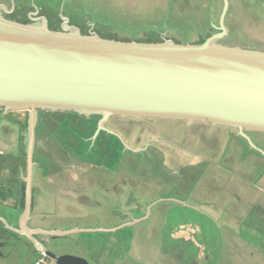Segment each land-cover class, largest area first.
Segmentation results:
<instances>
[{
    "label": "water",
    "instance_id": "water-1",
    "mask_svg": "<svg viewBox=\"0 0 264 264\" xmlns=\"http://www.w3.org/2000/svg\"><path fill=\"white\" fill-rule=\"evenodd\" d=\"M227 7L223 0L218 32L200 43L110 39L72 25L49 28L45 17L18 22L0 11V108L28 111L22 228L31 211L38 111L100 115L93 138L110 116L231 127L250 144L245 132L264 133V51L218 42ZM92 230L101 229L79 231ZM34 243L55 264H91Z\"/></svg>",
    "mask_w": 264,
    "mask_h": 264
},
{
    "label": "rangeland",
    "instance_id": "rangeland-1",
    "mask_svg": "<svg viewBox=\"0 0 264 264\" xmlns=\"http://www.w3.org/2000/svg\"><path fill=\"white\" fill-rule=\"evenodd\" d=\"M48 1L52 2L54 11H59L65 0H61V3L60 0ZM59 6L60 8H58ZM67 6L68 5L65 3L64 13H66L65 10ZM72 8L75 14L86 18L85 22L79 21L75 23L81 27L80 31L83 34L95 32L104 38L127 41L160 42L163 40H172L177 43H200L208 37L211 32V34L218 32L216 31V27L220 21L216 0H79ZM224 22L226 24V20H224ZM87 24L91 27L89 28ZM56 27L57 26H54L53 28L56 29ZM243 29L240 28L237 33L227 35L225 38L227 44L264 51V39L258 30L256 29V31L249 33L246 31L243 32ZM234 36L236 39H233ZM66 116H68V114ZM63 117L65 118L64 122L59 124L56 122L55 124V126L58 124L60 130H54L56 133L54 137L56 140L61 141L70 152H78L81 155L95 153L102 160L101 165L105 166L107 169L116 166L114 164L116 157L108 155L100 156L99 154L110 155L113 153L120 154L124 151L129 152V150L126 149L128 145L125 144L123 138L120 136L121 132L111 124H108V127L110 129L114 128L116 132L118 131L120 133L118 134V132H115L118 139L105 138V147L98 150L92 145L94 143V138L88 141H82V136H84L85 133L81 134V131L74 126L76 123L73 121H76V119H68L63 115H55L54 119L60 121ZM27 119V110H9L7 114L5 111H0V150L2 149L8 152L7 156H4V158L11 159V163L15 164L17 168L11 178H16L15 176L19 174L20 169L24 170V145L27 135L25 124H27ZM123 121L124 125L126 124L129 127L134 126V128H136L135 130H137V134L139 133L141 135L139 144L135 145L136 143H131L132 146L129 147L130 150L135 152H139L143 145V147H146L148 141L152 142L156 139H167L169 137L174 138V140L170 138V141L175 143V147L180 146L179 144L182 143L179 142L180 140L190 147L186 151L187 148L185 146H180V151L176 153L182 159L186 158V156H184L186 154L189 159L200 162L199 156L205 154L201 156L205 158V156L207 157V153L210 152L209 148L200 140V137L194 134V130L185 127V123L182 124L175 120L155 118L125 119ZM77 125L80 124L77 123ZM223 129L230 130L231 128L223 126ZM203 130L204 129L201 127L197 129V131L200 132ZM214 130L216 131L214 127H211L209 133H215L213 132ZM220 132L223 134L225 131L222 130ZM260 135H262V140H264V133L258 132L256 135L247 132V136L252 140L251 144L249 143L247 145L244 143L241 136L237 137L240 145H243L244 149L238 152L241 159L237 156L234 157L236 166L239 167V163L241 162L243 163V166H241L242 168L251 166L252 163L246 162L245 160L247 155L252 153L260 158V162L261 159L264 160V145H261L257 139ZM220 138L224 140L225 137L221 135ZM224 143L225 141L223 144ZM120 144L122 146H120ZM225 146L227 147L226 144ZM183 148L186 149L184 150ZM222 150L224 151V148H222ZM190 152L197 156L190 155ZM198 153H200L199 156ZM213 157L215 156L213 155ZM80 159L86 162L87 158L78 156V160ZM181 162L175 165L176 170L183 168L181 167L183 162ZM213 162L214 161H210V163L214 165L217 163V160ZM260 162H253V167L249 171V174H252V180L258 181L259 178L262 179L264 176V163ZM199 166H201L200 171L202 172L212 167V165L204 161V159L201 165L199 163ZM225 171L226 170H223L220 174L222 173L228 176L231 170ZM2 174L8 177L6 176V171H3ZM177 179L179 182L184 180L183 177ZM237 180L240 181V178L238 177ZM259 182L258 184L260 187L257 186V184L256 189L261 192L263 191V182ZM158 187L160 188L156 189H159L158 191L162 195H166L172 191V188L164 189V187ZM15 201H17L16 196L11 197V200H7V202L0 200V206L14 209L13 203H15ZM206 206L208 205L203 206L202 209L197 207V211L189 210L191 214L186 217L181 214V210L159 209L160 207L157 206L150 210L151 217H147L134 226L129 225L121 228L122 224L118 225L116 226L119 227V229L117 228L118 231L112 232L111 234L95 232L83 235L70 233L65 236H57L52 240H60L62 245H65L66 242L67 244L64 247L65 250L72 249L71 252L75 253L71 245L75 239L80 238L84 241H90V238L93 236L94 238L91 239V247H93V249L91 250L95 252L101 250L100 252H103V256L99 261L106 262L107 264H253V262H256L255 258L247 257V250L255 248L254 243L259 246L260 249L263 248L264 237L262 238L257 233H254V231L245 224L241 225L240 223H235L226 213V205L217 210L212 207L207 208ZM37 207L39 211L42 210L43 212L49 213V216L54 218L53 220L63 222H54L53 225L56 227L64 226L63 224H66L67 221L70 220L65 218V210L56 209L48 204L41 206L37 205ZM99 211L101 210H96L95 212L97 214L93 215L91 219H86V221H94L96 217H99L96 219L109 223L108 212L104 210L101 211L102 213L100 212L98 214ZM201 211L210 213L212 217H205V215L198 213ZM89 212L91 213L93 210ZM147 213L148 206L145 216H147ZM217 217H223L225 224L221 225V222H217L219 220H216ZM112 221L114 222V220ZM184 222L187 223L185 227L188 228L189 233H194L196 235L200 233V237H209L212 239L210 240L211 245H207L208 249L203 250L199 248L201 245L207 244L206 241H201L199 236H197L198 239L196 241L187 243L178 241L176 243L171 242L172 244H170V242H168L169 240L162 241L161 234L163 235L164 230L167 231L169 227L177 229V224ZM231 228L235 233L230 231ZM60 243L52 241L47 242L46 240L45 245L53 252H58L62 248L60 247ZM4 244L1 251L4 258L7 260V264H26L28 258L26 257L27 252L25 248L19 246L13 238H11L10 241H6ZM176 244H179L177 247H180V249L183 248V252H179L181 255L176 252L179 256L173 260L169 256V247L173 245L174 250H176ZM196 244H198V246ZM86 256L90 259L89 261H92L90 257L92 254L89 253ZM49 259V257H46L45 261L48 262Z\"/></svg>",
    "mask_w": 264,
    "mask_h": 264
},
{
    "label": "crops",
    "instance_id": "crops-1",
    "mask_svg": "<svg viewBox=\"0 0 264 264\" xmlns=\"http://www.w3.org/2000/svg\"><path fill=\"white\" fill-rule=\"evenodd\" d=\"M65 1L63 2L64 4L62 3L63 6H61L59 11H54L52 2H49L48 0H0V9L7 12L10 19L13 18L20 20L21 22L30 19L29 17L32 16V14L35 15L37 13H43L46 18H49L54 23H57L58 20H70L75 24L86 19L73 12L72 7L77 4L75 0ZM65 3L68 5L65 10L66 13H64ZM216 6L218 7V9H216L220 16L223 7L222 0H216ZM58 8H60V6ZM224 20H226V24L224 22L226 29L225 35L235 34L240 28H244L243 32L246 31L249 33L256 31L257 29L264 39V0H229ZM219 26L218 23L216 31H218ZM233 39H236V37L234 36ZM54 136L55 133H52V136H47L45 138L42 136L41 141L44 144H48L49 142L52 143L53 139H55ZM224 141L225 143L223 144ZM53 143L55 144L54 141ZM210 143L214 146L216 145L215 157L209 154L212 151L209 149L210 152H208L207 157H201L205 154L198 155L200 157V162L189 159L186 154L184 155L186 158L182 159L176 153L177 151H180V149H175V152H173V158L170 162L172 169H169L170 172L168 173V176H171L175 183L172 187L174 192L169 193L170 200H173L175 204H173L172 207L169 206L164 208L158 206L160 207L159 209L166 208L167 210H181V214L186 217L191 214L189 213V210L197 211V207L202 209L203 206L208 205L206 206L207 208L212 207L217 210L226 205V213L235 223H240L241 225L245 224L254 231V233H257L263 238L264 176L262 179L259 178L258 181H255L251 179L252 174H249V171L253 167V162H260V158L257 157V161H254V155L253 157L247 155L245 161L252 163L251 166L242 168L241 166H243V163L241 162L238 167L235 165L234 157L237 156L241 159L238 152H241L244 147L243 145H240L237 138L231 137L229 140H227V138L222 140V138L217 137ZM222 148H224V151ZM64 150L66 151V148H64ZM64 150L62 151L64 152ZM190 155L192 154L190 153ZM203 159L212 165L211 168L203 170L204 172L200 171L201 166H199V163L201 165ZM216 160V164L213 165L210 163V161L215 162ZM181 161L183 162V165H181L183 170L177 171L175 165H178ZM101 162L102 160L94 161V163H99L100 165L96 164L93 166L90 164H85L83 166L78 165L76 166L78 167V171H76V167H74L75 169H63L60 171L51 169L42 171L39 169L34 172L32 175L31 211L23 228L21 227L20 220L23 212V208L20 206V189L17 192V201L13 203L14 209L0 206V242H2L0 247L1 264H7V260L4 258L1 248H3L5 245L4 243L10 241L11 238H13L19 246L25 248L27 252L26 257L28 258L26 264H34L40 257V250H38L34 241L37 242L39 246L40 244H44L46 248V240L47 242H61L57 239L52 240L56 237L48 236L47 234L42 233L43 231L54 232L59 234V236L67 235L62 234V232L68 231H72L71 234L77 233L83 235L95 232L111 234L112 232L118 231L119 227H116L118 225L122 224L121 228L129 225L134 226L145 220L147 217H151L150 210L157 206L154 205L153 207L148 208L147 216H145L146 208L144 206H132L131 202L125 199L126 197L122 198L123 193L120 188H112L111 171L114 170L115 167L107 169L105 166L101 165ZM158 162H160V167L159 164L155 165L156 167L166 168V166L162 164L161 158L158 159ZM260 163H264V160L261 159ZM223 170H226L225 172H227V170L231 171L230 174L226 176L222 173L220 174ZM24 174V172L19 173L21 179ZM181 177H183L184 180L179 182L177 178L181 179ZM238 177L240 178V181L237 180ZM260 179L263 182V191L261 192L256 189L257 186L260 187L258 184ZM261 181L259 183H261ZM7 200H11V198H8ZM7 200L3 202H7ZM44 204L51 205L56 209L65 210V214H63L65 218L70 220H68L66 224H63L64 226L56 227L53 225L54 222H63L53 220L54 218H51L47 212H43L42 210L39 211L37 205L41 206ZM90 210H93V212L90 213ZM96 210H105L108 212L109 223L96 219L99 217H96L94 221H86V219H91L93 215L97 214L95 212ZM101 211H99L98 214ZM201 212L198 213L205 215V217H212L208 212ZM112 220H114V222ZM216 220H218L217 222H221V225L225 224L223 217H217ZM177 225V229L169 227L167 231L164 230L163 235L161 234L162 241L169 240L168 242L172 244L171 242L176 243L178 241H183L187 243L198 239L197 236H199L200 233L199 235L189 233L188 228L185 227L187 223H178ZM94 228L101 230L79 231ZM114 228L118 229H115L114 231L110 230ZM230 231H232V233L234 232L232 228ZM25 233L33 234V236L30 238L26 236ZM93 238L94 237L92 236L90 241H84L80 238L75 239V242L73 241L71 244L75 253L71 252L72 249L65 250L64 247L67 244L66 242L65 245L60 243V247L62 248L56 252V254L70 253L84 257L89 261L90 259L86 255L90 253L92 254V256H90L92 261L89 262L92 264H107L106 262L99 261L103 256V252H100L101 250H99V252L91 250L93 249V247H91V239ZM199 239L207 242V244H205L206 246L201 245L199 248L203 250L208 249L207 245H211L210 240L212 239L209 237H200ZM177 245L179 244H176V250H174L173 245L169 247V256L173 260L179 256L176 252H183V248L180 249ZM196 245L198 246V244ZM254 247L255 248L253 249L247 250V257L255 258L256 262H253V264H264V247L260 249L255 243ZM43 264L55 263L52 259H49L48 262L44 260Z\"/></svg>",
    "mask_w": 264,
    "mask_h": 264
},
{
    "label": "flooded vegetation",
    "instance_id": "flooded-vegetation-1",
    "mask_svg": "<svg viewBox=\"0 0 264 264\" xmlns=\"http://www.w3.org/2000/svg\"><path fill=\"white\" fill-rule=\"evenodd\" d=\"M75 2H78L75 0ZM0 11L5 15V17L9 18V15L7 12H4L3 10L0 9ZM45 17L43 13H37L35 15L32 14L28 20L24 21L23 23H31V20L34 19L33 22L39 23L41 22V17ZM32 17V18H31ZM85 18V17H84ZM13 19V18H11ZM47 24L49 28H53L54 26H57L56 29H61L62 27L65 26H76L79 29L81 28L80 26L72 23L70 20L65 21V20H58V22L54 23L52 22L49 18H46ZM16 20V19H14ZM18 22H21L20 20H16ZM85 22V19H83ZM85 25V24H84ZM88 27L90 28L91 26L87 24ZM227 35H224L222 38L218 40L219 43H224L227 44L226 38ZM0 111H4L3 108H0ZM7 114V111H5ZM68 114V116H66ZM55 115H63L67 117L68 119H76V121H73L74 126L78 128L81 131V134L86 133L88 129V125L86 120H83L81 122V116L78 114H71L70 112L67 111H38L37 114V122L35 126V144H34V152H33V157L32 161L34 163L33 168H32V175L34 172L38 171L39 169L42 171H45L47 169L51 170H63V169H75L74 167L78 165H85V164H90V165H100L99 163H94V161H99L101 160L100 157H98L95 153H86V154H79L78 152H70L68 148L65 147L61 143V141H58L56 139H53L55 144L49 142V145L44 144L41 141L42 136L45 138L47 136H52V133H55L56 130L59 129L58 124L61 122H64V117L60 120L57 121L54 119ZM71 116V118H70ZM86 118H89V116ZM101 119V116L96 122V129L98 127L99 120ZM125 119H131L135 120L134 118H121V117H113L110 116L107 120L103 122V127L107 130L113 131L114 133L116 130L114 128H109L108 124H111L114 126L121 134L120 136L123 138L125 144H127V148L129 152L124 151L123 153H113V154H99L101 155H108L111 157H116L114 164L115 169L111 171V179H112V188H120L121 192L123 193V197H126L127 201L131 202V205H136V206H144L147 208H151L154 205L155 206H161V207H172L175 202L173 200H170V194L169 195H162L159 193V189L157 190L156 188H160L158 186H161L162 188H172L174 186V181L171 176H168V173L170 172L171 168V159L173 158V152L175 149H181L180 146H185L186 150L190 148L189 146L186 145L185 142L180 140V143L178 147H175V143L170 141V138H161V139H156L154 141H148V144L146 147L142 146V149L139 152H135L133 150H130L129 147L132 146L131 143H136L135 145L139 144L140 142V134H137L136 128L134 126H127L126 124L124 125ZM140 119H145V118H140ZM56 122L58 124L55 126ZM53 123V124H52ZM80 124V125H77ZM179 123L181 121L179 120ZM52 124V125H51ZM51 125V126H49ZM50 127V128H48ZM185 127L187 129L194 130V134L198 135L200 137V140L203 142V144L211 149V155H214L216 153V145H212L210 142L213 141L215 138H219L221 135H223L227 140H229L231 137L237 138L239 135L238 130L236 132H233L228 129H223V126H212L209 123H203V122H192L188 123L187 121L185 122ZM199 127L203 128V131H197ZM211 127H214L216 131L214 130L213 132L215 133H209V130ZM95 129V131H96ZM55 130V131H54ZM60 130V129H59ZM75 130V129H74ZM107 130H100L96 137L94 138V143L92 144L95 146L98 150H101L103 147H105L106 142L105 140L108 138H117L115 134H111ZM208 130V131H207ZM224 130L225 132L221 134L220 131ZM228 130V131H226ZM26 131H27V124H26ZM94 131V133H95ZM116 132V133H117ZM220 132V134H219ZM93 133V134H94ZM247 134V132H245ZM254 133L257 135L258 132H250ZM56 134V133H55ZM93 134L91 137H83L82 136V141H88L91 138H93ZM109 134V135H106ZM99 136V139H98ZM259 136V135H258ZM27 135H26V141L24 145L25 149V155H24V170L20 169V172H26V146H27ZM106 138V139H105ZM241 138H243L241 136ZM240 138V139H241ZM262 135H260L258 139L259 143L261 145H264V140H262ZM118 139V138H117ZM238 139V138H237ZM104 140V141H103ZM171 140H174V138H171ZM176 140V139H175ZM244 143L247 145L249 142L243 138ZM156 141V142H155ZM252 141V140H251ZM120 146H122L120 144ZM66 148V151L64 150ZM184 149V148H183ZM184 149V150H185ZM259 149V148H258ZM64 150V152L62 151ZM259 151V150H257ZM7 151L5 150H0V180H4L3 182L8 185H14L16 190L21 188L22 184H24L25 188V181L23 178L19 176V174L16 176L14 180H12L11 176L17 170L15 164L11 163V159H6L4 156H7ZM191 153V152H190ZM193 155V153H191ZM200 153H198L199 155ZM208 154V153H207ZM251 157L253 155L255 156L254 161H257V155L256 154H249ZM79 157H85L86 162L84 160H78ZM162 159V164L166 166V168H158L155 165H158L160 162H158V159ZM79 161V162H78ZM154 161V162H152ZM160 167V164H159ZM170 169V170H169ZM183 170L180 169V171ZM6 171L8 177L3 176L2 172ZM76 171H78V167H76ZM178 171V170H177ZM163 175V176H162ZM25 176V174H24ZM115 180V181H113ZM145 191V192H143ZM164 191V190H163ZM174 192V189L172 188L171 193ZM150 195V196H147ZM147 196V197H146ZM161 197V199H160ZM124 202V200H123Z\"/></svg>",
    "mask_w": 264,
    "mask_h": 264
},
{
    "label": "trees",
    "instance_id": "trees-1",
    "mask_svg": "<svg viewBox=\"0 0 264 264\" xmlns=\"http://www.w3.org/2000/svg\"><path fill=\"white\" fill-rule=\"evenodd\" d=\"M70 113L76 115V113H74V112H70ZM99 117H100V115H91V116H89V118H86V116H83V115L81 116V122L83 120H86L87 125H88L87 126L88 127L87 132L85 133V135L83 137H91L92 136V134L94 133V131L96 129V122L99 119ZM113 117H116V116H113ZM175 121L179 122V120H175ZM185 122L186 121H181L182 124ZM25 126H26V124H25ZM230 130L231 131H237V129H235V128H231ZM259 133H262V132H259ZM98 139H99V136H98ZM24 151H25V149H24ZM14 179L15 178H12V180H14ZM3 181L4 180H0V200L5 201L8 198H11L14 196H16V198H17V192L20 189V206H21V208H23V206H24V184H22L21 188L16 190L17 188H15L14 185L5 184ZM1 245H2V242H0V247H1Z\"/></svg>",
    "mask_w": 264,
    "mask_h": 264
},
{
    "label": "built area",
    "instance_id": "built-area-1",
    "mask_svg": "<svg viewBox=\"0 0 264 264\" xmlns=\"http://www.w3.org/2000/svg\"><path fill=\"white\" fill-rule=\"evenodd\" d=\"M46 257L47 256L44 252H40V257L35 261L34 264H43Z\"/></svg>",
    "mask_w": 264,
    "mask_h": 264
}]
</instances>
